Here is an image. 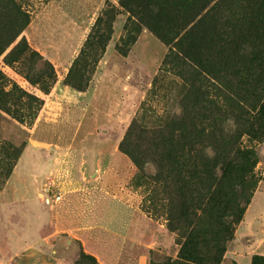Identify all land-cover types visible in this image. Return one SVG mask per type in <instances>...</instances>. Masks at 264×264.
Returning a JSON list of instances; mask_svg holds the SVG:
<instances>
[{"label":"rangeland","instance_id":"obj_1","mask_svg":"<svg viewBox=\"0 0 264 264\" xmlns=\"http://www.w3.org/2000/svg\"><path fill=\"white\" fill-rule=\"evenodd\" d=\"M16 1L29 22L0 55V91L17 85L39 102L11 95L3 106L0 97V264H17L28 252L26 264L37 262L41 253L66 264H79L81 253L100 264H245L243 255L235 256L242 248L252 257L251 264H264L263 141L254 140L260 181L249 204L235 190L227 196L225 186L216 203L209 199L203 183L210 174L200 158L195 165L187 164L188 150L185 176L176 172L169 191H162L158 187L165 174L160 180L140 179L141 168L147 174L157 169L149 139L128 138L126 147L134 157L121 148L133 120L145 114L151 122L155 115L185 117L190 104L202 113L216 105L235 110L232 119L243 118L240 109L264 85V62L252 58L256 49L264 51V38L248 36L257 46L244 51L228 45L236 20L246 14L240 6L247 0ZM6 3L0 0V40L9 31L5 20L10 14L2 9ZM111 9V39L104 52L97 48L98 62L86 64L82 72L89 78L88 87L78 90L66 78L90 35L96 30L108 34L104 25L96 24ZM247 24L241 21L240 26ZM10 29L16 33L19 25L11 22ZM21 42L26 52L18 51L17 62H8L6 56ZM121 42L124 53L119 51ZM50 64L55 70L51 81L43 73ZM19 65L34 78L49 81L50 91L28 79ZM13 103L27 113L29 122L9 112ZM7 163L14 165L10 169ZM153 186L157 191L150 203ZM101 193L106 196L99 197ZM109 195L136 213L122 215L124 207L108 200ZM143 204L159 209V216L145 211ZM179 209L190 230L185 236L168 227L167 217ZM236 211L243 212L240 223ZM222 212L232 222L233 238L214 262L215 230L224 227ZM185 241L195 261L185 260Z\"/></svg>","mask_w":264,"mask_h":264},{"label":"trees","instance_id":"obj_2","mask_svg":"<svg viewBox=\"0 0 264 264\" xmlns=\"http://www.w3.org/2000/svg\"><path fill=\"white\" fill-rule=\"evenodd\" d=\"M6 1V5H2V9L8 11L10 14L8 19L5 20L9 31L7 32L6 38L0 40V55L6 51L8 42L15 40L29 22L27 12L22 9L21 5H19L16 0ZM220 1L222 3L224 0ZM243 3H245L244 0ZM240 9H246V14H244L241 19H238L240 20L238 23L236 20L234 38L228 41V45L229 47L232 45L239 51H244L247 47L253 49L257 46V43L251 42V38L248 36L256 35L258 38H264V0H247L245 4L240 6ZM112 12V9L106 10L96 24V27L104 25V29L108 31V34L96 30L95 34L90 35L81 56L76 60L66 78L67 83L78 90H85L88 87L89 78L82 72L83 69L86 68V64L88 63L89 65L91 62L94 64L97 63L99 60L98 58H100L97 48L100 47L104 52L111 39L109 32L111 31L112 21L110 19L113 17ZM259 18L260 20L258 21L257 19ZM241 21H245L248 24L240 26ZM11 22L19 25L18 32H11ZM247 28L248 31L246 35L243 30H247ZM96 44L97 46L94 49ZM18 47L6 56L8 62H17L15 55L18 51V54L26 52L25 42H21ZM119 51L121 53L125 52L123 42H121L119 46ZM30 55H33V53ZM263 57L264 51L259 48L256 49L255 54L252 56V58L260 63L264 62V60H262ZM19 68L32 82L40 83L45 92L50 91L51 84L49 81L42 82L39 80L40 78H34L31 71L25 69L22 65H19ZM43 73L47 74L50 81L53 80L55 76L53 65L50 64V70ZM3 79V75H0V80ZM0 94L3 106H5L6 99L11 95L17 100L32 98L34 101H38L36 97L29 95L17 85H14V88L8 92L0 91ZM155 94L156 91L153 87L151 95ZM249 98L250 99L247 101L248 107H242L240 109L243 115L241 119H232V116L236 114L235 110H227L222 106L216 105L204 109L202 113L200 109H196L190 104L185 111V117L182 115L175 117L172 114H168L167 117L155 115L156 117H154L151 122L146 121L145 114L141 118L133 120L128 129L125 141L121 144V148L128 151L126 141L131 135L139 136L141 142L149 139L150 144L148 142L147 144H149L150 148L157 154V156H155V163L157 164L156 175H154L155 173L147 174V172L141 168L140 179H150L151 177V179H153L155 176V180H160V177L165 174L166 181H161L158 187L162 191H169L170 183L175 180L176 172H179L180 176H185V150H188V152L191 153L190 161L187 158L188 165L189 162L195 165L197 157L202 159L207 167L206 170L210 176L207 179L204 178L203 185H205V188H208L209 199L214 200L216 203V194L221 187L225 186L227 196H230V193L235 194V190L238 194V198L244 199V202L249 204L255 188L260 181V177L256 172L259 158L254 140L258 138L259 143H262V141L264 142V120L260 125H255L254 121H258L264 116V85L260 89V93L251 92ZM13 104V106L7 107L9 112L18 119L29 122L27 113H24L18 103ZM203 118H205V120H203ZM232 120L234 122H232ZM245 136L247 137L245 138ZM128 152L134 157L135 153ZM14 157L17 161L18 156L15 155V153ZM136 162L138 163L137 160ZM7 164L10 169L14 165L11 163ZM220 169L221 172L219 174L218 171ZM154 185H156V183H154ZM212 187L214 188L212 189ZM216 187L218 190H216ZM156 191V186L150 189L147 196V200L150 201V203ZM143 208L153 216H159V212H161L159 209L152 207V205L150 207L143 204ZM176 212L177 215L173 216L169 214L167 217L168 227L175 231L177 236H185V234L190 233V230L187 228V225H185V221H182L183 213L181 210L179 209ZM223 213L224 212L220 215L222 219V224L220 226L224 227H222V230L219 228L215 230L216 243L213 246L216 247V255L213 257L214 262L218 261L223 251L226 250L224 243L231 241L233 238V231L231 229L232 222L223 219V217L227 215ZM237 214L238 218H236V223H240L243 218V212L239 215V212L236 211L233 215L237 216ZM193 219L194 218H192V220ZM193 233L192 231L191 235H193ZM213 237L212 235V238ZM189 239H191V237H188L187 240ZM257 258L260 257L256 256L255 259ZM185 260H196L195 253L191 252L190 242L188 243V241H185ZM78 262L79 264H100L95 257L86 253H81Z\"/></svg>","mask_w":264,"mask_h":264},{"label":"crops","instance_id":"obj_3","mask_svg":"<svg viewBox=\"0 0 264 264\" xmlns=\"http://www.w3.org/2000/svg\"><path fill=\"white\" fill-rule=\"evenodd\" d=\"M108 195V194H107ZM104 196H106L105 195V193H101L100 195H99V197H104ZM109 196H112V195H109ZM108 198V200H110L111 202L112 201H114V202H117V203H120L121 205H122V207H124V208H122V210L120 211V213L123 215V213L124 212H129L130 213V211H132V214H133V212H135L136 213V209L135 208H133L131 205H129V204H127L126 202H124L122 199H120V198H118V197H116V196H112V197H107ZM107 200V201H108ZM90 219H92L91 217H89ZM109 218V217H108ZM85 219H88V217H86ZM85 220V222H87V221H91V220ZM46 221H48V219L45 217V220H44V222H46ZM87 225V224H86ZM85 225V227H89V226H91V223H89V225L88 226H86ZM127 227H129V225H126ZM30 228V227H29ZM110 229V228H109ZM100 230H106L107 232H108V229H106V228H101ZM111 231H114L113 229H111ZM118 231H120V230H118ZM120 233H122L121 231H120ZM129 233H131L130 231H129ZM121 235H123V234H121ZM50 236H52V235H50ZM239 238V237H238ZM240 239V238H239ZM245 249L246 248H242V250H241V252H238V254H235V256H236V258H240V257H242V255L245 257V264H251V262H252V257L251 256H249V255H247L246 253H245ZM240 251V250H239ZM30 255V252H28L27 254H25V255H23V258H21L20 259V261H18L17 262V264H26V262H25V260L27 259V258H29L28 256ZM38 261L37 262H34L33 264H66V263H64V262H62V261H60V259L58 258V259H56V258H53V257H47L46 256V254H44V253H41V257L39 256L38 257ZM33 262V261H32Z\"/></svg>","mask_w":264,"mask_h":264}]
</instances>
